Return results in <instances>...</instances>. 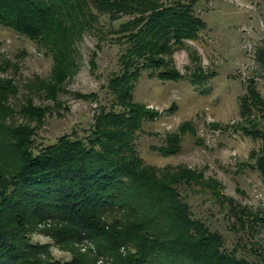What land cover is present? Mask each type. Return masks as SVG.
I'll return each instance as SVG.
<instances>
[{
    "label": "trees",
    "instance_id": "1",
    "mask_svg": "<svg viewBox=\"0 0 264 264\" xmlns=\"http://www.w3.org/2000/svg\"><path fill=\"white\" fill-rule=\"evenodd\" d=\"M159 4L158 0H0V25L42 43L50 53L52 86L75 70V42L87 31H104L98 25L102 14L109 30L120 34L117 42L124 37L128 45L121 55L123 72L108 82L114 104L124 111L101 109L85 140L64 135L33 150L27 125L3 124L10 112L6 104L10 84L0 80V264H89L92 258L76 246L84 239L111 264H255L226 250L222 236L194 218L172 186L200 185L217 199L218 183L189 169L167 171L162 179L133 152L134 132L152 113L132 102L130 82L141 66L158 70V78H177L178 73L167 68L168 61L158 56L170 52L171 39L177 43L194 39L203 25L188 8L158 10ZM123 15L131 18L114 29L111 23ZM240 102L246 134L264 142V123L260 127L253 114L264 111V100L249 88ZM21 108L23 113L33 109ZM259 118L264 121V114ZM167 141L168 146L157 148L163 155L177 150V136H168ZM253 164L264 184V152ZM224 203L235 227L237 223L254 231L264 224V210L251 211L231 198ZM46 222L48 227L38 229ZM36 231L69 251L70 259L56 260L47 244L32 243L29 235ZM251 251L264 263L263 252Z\"/></svg>",
    "mask_w": 264,
    "mask_h": 264
},
{
    "label": "rangeland",
    "instance_id": "2",
    "mask_svg": "<svg viewBox=\"0 0 264 264\" xmlns=\"http://www.w3.org/2000/svg\"><path fill=\"white\" fill-rule=\"evenodd\" d=\"M158 1V10L188 8L203 25L196 29L194 39H182L181 43L171 39L170 52L158 56L168 61L167 68L178 73L177 78H158V70L141 66L137 77L128 83L132 102L152 113L134 132L133 152L162 179L169 175L167 171L189 169L218 183L217 199L200 185L172 186L191 215L222 236L226 250L264 264L251 251L264 253V224L254 231L237 223L235 227L228 206H223L226 198H231L251 211L264 210V184L252 167L256 156L264 152V142L246 134L240 105L249 88L264 100V0ZM130 18L123 15L111 25L117 29ZM98 25L103 32L87 31L75 42L76 68L55 86L53 61L46 47L0 25V80L10 84L6 100L10 112L3 124L27 125L33 150L64 135L85 140L101 109L105 113L124 111L114 104L108 82L123 72L121 55L128 45L124 37L117 42L120 34L109 30L104 14ZM203 76L206 83L193 81ZM24 105L33 109L23 113ZM253 114L263 127L259 115L264 111ZM172 135L178 138L176 152L161 154L157 148L168 146ZM45 224L38 229L49 226V222ZM29 240L47 244L56 260L70 259V252L60 249L43 232L31 233ZM76 246L92 258L89 264H111L89 239Z\"/></svg>",
    "mask_w": 264,
    "mask_h": 264
}]
</instances>
